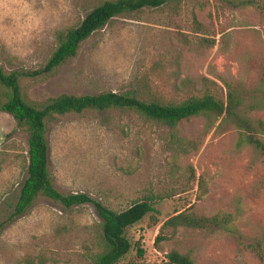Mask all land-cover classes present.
I'll list each match as a JSON object with an SVG mask.
<instances>
[{
    "label": "rangeland",
    "instance_id": "1",
    "mask_svg": "<svg viewBox=\"0 0 264 264\" xmlns=\"http://www.w3.org/2000/svg\"><path fill=\"white\" fill-rule=\"evenodd\" d=\"M101 1L0 0V66L40 70L57 46L56 33ZM201 77L216 82L223 100L226 83L244 90L246 115L264 120V110L247 107L264 78V15L218 0L129 12L91 34L51 74L20 82L32 102L106 91L177 101L187 94L181 80L200 88ZM221 119L193 116L170 130L132 110L58 116L46 128L53 183L115 211L153 201L156 212L126 229L132 248L115 264H159L171 250L195 264H264L235 241L250 242L264 230V163L249 146H238V129L219 125ZM26 163V131L0 112V264H92L102 249L92 204L65 208L39 196L24 215L9 218ZM181 211L231 214L239 236L179 227L156 242L162 222Z\"/></svg>",
    "mask_w": 264,
    "mask_h": 264
},
{
    "label": "trees",
    "instance_id": "2",
    "mask_svg": "<svg viewBox=\"0 0 264 264\" xmlns=\"http://www.w3.org/2000/svg\"><path fill=\"white\" fill-rule=\"evenodd\" d=\"M186 0H102L95 5L76 25L56 33L57 46L40 70H5L0 66V112L10 115L18 126L27 133L26 177L22 181L10 219L24 215L39 196H44L65 208L92 204L100 218L102 249L96 254L92 264H115L132 248L126 236V229L141 221L146 215L156 212L151 199L132 203L129 207L115 211L86 193H65L53 183L48 167V144L46 128L48 122L67 113H80L84 110H132L145 119L166 126L170 130L185 119L203 115L216 119L222 117L219 125L229 123L239 131L238 146L247 145L264 163V120L250 119L243 104L244 90L226 83V98L217 93L216 82L199 78L197 81L183 78L180 86L187 94L180 100L139 99L131 93L102 92L97 95L60 94L42 102H32L23 94L21 78L51 74L67 59L75 56L85 39L112 19L144 8L168 7L176 11ZM231 9L254 8L264 15V0H218ZM195 22V21H194ZM255 92L254 102L247 105L251 109L264 110V78ZM234 216L216 213L210 217L181 211L166 218L155 237L158 242L164 239V231L171 233L179 227L202 230L208 233L224 231L234 236L239 234L232 226ZM235 241L238 247L253 253L258 259L264 257V230L260 237L243 242ZM141 254L142 251L138 249ZM159 264H195L187 254L177 250L169 251Z\"/></svg>",
    "mask_w": 264,
    "mask_h": 264
}]
</instances>
